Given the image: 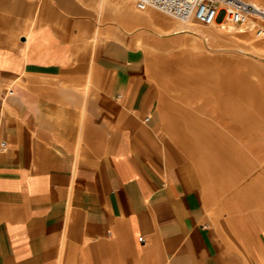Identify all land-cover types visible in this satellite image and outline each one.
Returning <instances> with one entry per match:
<instances>
[{
  "label": "crops",
  "instance_id": "obj_1",
  "mask_svg": "<svg viewBox=\"0 0 264 264\" xmlns=\"http://www.w3.org/2000/svg\"><path fill=\"white\" fill-rule=\"evenodd\" d=\"M94 4L0 0V264H264V166L185 158Z\"/></svg>",
  "mask_w": 264,
  "mask_h": 264
},
{
  "label": "rangeland",
  "instance_id": "obj_2",
  "mask_svg": "<svg viewBox=\"0 0 264 264\" xmlns=\"http://www.w3.org/2000/svg\"><path fill=\"white\" fill-rule=\"evenodd\" d=\"M148 10L161 15L154 24L130 19L129 25L142 35L140 43L153 85L159 89L168 139L185 158L192 150L196 160L217 159L222 149L227 150L222 153L226 161L220 165H229V159L231 165L264 166V36L230 26L215 29L195 19L182 21L153 7ZM111 11L114 22L124 24L129 19ZM170 23L176 24L173 28L192 24L197 34L157 33ZM196 40L207 48L205 55L190 51ZM252 144L263 152L257 153ZM241 150L242 157L237 152Z\"/></svg>",
  "mask_w": 264,
  "mask_h": 264
},
{
  "label": "built area",
  "instance_id": "obj_3",
  "mask_svg": "<svg viewBox=\"0 0 264 264\" xmlns=\"http://www.w3.org/2000/svg\"><path fill=\"white\" fill-rule=\"evenodd\" d=\"M139 10L156 8L180 20L195 19L205 25H232L264 36V2L250 0H134ZM221 15L223 17L220 19ZM2 147L6 142L1 143ZM144 237H140L143 240Z\"/></svg>",
  "mask_w": 264,
  "mask_h": 264
},
{
  "label": "bare ground",
  "instance_id": "obj_4",
  "mask_svg": "<svg viewBox=\"0 0 264 264\" xmlns=\"http://www.w3.org/2000/svg\"><path fill=\"white\" fill-rule=\"evenodd\" d=\"M250 1H254V2H261L262 0H250ZM94 5H96L99 14L102 16L103 11L105 9H111L114 10L120 14H122L123 16H127L129 17V19L134 20V21H142L143 23H153L159 19V14L155 11L152 10H148L149 8H147L146 10H139L136 6H133L131 0H94ZM135 5V4H134ZM191 20V19H189ZM166 21V20H165ZM164 21V22H165ZM168 21V20H167ZM170 21V20H169ZM182 21H188V20H182ZM163 22V23H164ZM36 23V22H35ZM145 23V24H146ZM167 23V22H165ZM174 25L176 24H168V25H164L163 30L165 31H160L157 33L160 35H165V34H179L180 32H194L195 28L193 27L192 24L189 25H178L175 28ZM230 26V28L232 29L234 26L232 25H227ZM225 26V27H227ZM215 29L219 28L214 26ZM221 28H223L222 26H220ZM224 27V28H225ZM235 28V27H234ZM233 30V29H232ZM230 31V30H229ZM199 32V31H198ZM196 33V32H194ZM97 34V33H96ZM197 34V33H196ZM203 34V33H202ZM205 34V33H204ZM220 34V33H219ZM199 35V33H198ZM207 35V34H206ZM202 36V35H199ZM216 37V36H215ZM142 38V37H141ZM199 38V37H198ZM209 38V36H208ZM188 42V41H187ZM201 42V41H200ZM198 40H196L194 42L195 46H193L192 49H190V51L194 52L193 50L196 51V53L199 56H203L206 54V52L208 51L207 48L203 45V43H200ZM159 58V57H158ZM174 58V57H173ZM260 100V99H259ZM258 100V101H259Z\"/></svg>",
  "mask_w": 264,
  "mask_h": 264
}]
</instances>
